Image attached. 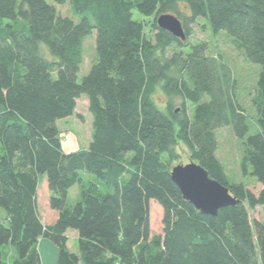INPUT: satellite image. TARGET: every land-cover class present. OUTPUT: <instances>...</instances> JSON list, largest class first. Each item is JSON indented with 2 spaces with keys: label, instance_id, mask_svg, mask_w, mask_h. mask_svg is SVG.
Instances as JSON below:
<instances>
[{
  "label": "trees",
  "instance_id": "obj_1",
  "mask_svg": "<svg viewBox=\"0 0 264 264\" xmlns=\"http://www.w3.org/2000/svg\"><path fill=\"white\" fill-rule=\"evenodd\" d=\"M55 1H70L79 21L46 0H0V264H42V238L57 246L58 264H264V223L248 211L264 206V0ZM135 11L155 17L152 38ZM164 14L181 20L187 41L158 27ZM200 19L263 68L251 99L256 135L248 134L227 59L190 41ZM93 30L97 57L78 83ZM81 96L94 119L91 143L65 153L57 122L75 113ZM225 127L243 145L244 173L262 184L258 195L230 179L217 157V131ZM181 145L238 205L214 217L184 199L170 169ZM83 171L100 185L83 186ZM40 175L58 213L52 225L38 208ZM75 185L82 200L69 206ZM106 187L112 191L103 193ZM75 230L79 253L68 247Z\"/></svg>",
  "mask_w": 264,
  "mask_h": 264
},
{
  "label": "rangeland",
  "instance_id": "obj_2",
  "mask_svg": "<svg viewBox=\"0 0 264 264\" xmlns=\"http://www.w3.org/2000/svg\"><path fill=\"white\" fill-rule=\"evenodd\" d=\"M50 5H55L60 15L63 17L67 16L74 21H79V17L74 15L70 1L63 6L56 3L55 0H46ZM134 18L141 21L145 32L149 38H152L155 34V28H153L154 18L142 17L137 11L134 12ZM192 35L190 41L192 44L206 43L209 45L210 53L215 55H222L227 59L229 66L232 68L234 76L238 80V92L237 97L244 106L247 115L248 123L250 125L249 133L250 135L258 134L259 124L257 122L258 114L255 111L253 103L251 101L253 95L256 91V85L259 80V75L263 68L259 65H253L244 56H241L236 49L230 45L228 38L221 33L219 36L215 37L212 35L211 28L207 25L204 19H200L198 24L191 27ZM96 39L97 31L88 35L84 40V58L82 65L78 73V83H80L85 76L90 72L93 63L96 60ZM157 105L164 108L166 105L165 94L158 91L155 97ZM181 100H175V107L180 109ZM93 116L90 113L89 100L86 96H81L77 102V107L75 113L64 119H59L57 122L58 130L61 131V137L63 142V150L65 153H72L73 151H79L82 149H88L91 138H92V126H93ZM219 149L217 152V157L220 158L224 168L226 169L230 179L235 182L243 183L247 189H251L255 194H259L262 189V184L258 182L255 177L250 174L246 175L243 168L240 166L241 154L243 145L238 140V138L233 134L232 128L225 127L217 131ZM181 153L178 160L171 163L170 169L178 165H187L191 163L190 153L184 145H181ZM82 178L84 186H89L90 183H97L99 180L96 176L82 172ZM100 185V182H99ZM103 193L107 191H112L111 188H103ZM38 208L46 224H51L54 222L53 214L56 212L50 209V191L47 187V176L40 175L39 180V192H38ZM82 200L81 196V186L75 185L73 189L70 190L68 194L67 204L69 206H74L76 203ZM2 211V210H1ZM250 217L252 220L264 223V206H258L256 208H250ZM53 213V214H52ZM57 213V212H56ZM55 213V214H56ZM52 214V215H51ZM1 215H5V211H2ZM152 226L155 233H161L163 226H161L160 220L161 215L155 210L152 213ZM52 216V217H51ZM75 233V231H72ZM70 250L75 253L78 252V237H70ZM6 253L13 255L11 250L5 248Z\"/></svg>",
  "mask_w": 264,
  "mask_h": 264
},
{
  "label": "water",
  "instance_id": "obj_3",
  "mask_svg": "<svg viewBox=\"0 0 264 264\" xmlns=\"http://www.w3.org/2000/svg\"><path fill=\"white\" fill-rule=\"evenodd\" d=\"M160 29L166 30L175 38L187 41L181 20L172 14L160 15L157 18ZM171 179L177 184L186 201L205 215L218 216V211L228 206H236L239 201L228 188L209 176L208 171L198 163L178 165L171 168Z\"/></svg>",
  "mask_w": 264,
  "mask_h": 264
},
{
  "label": "crops",
  "instance_id": "obj_4",
  "mask_svg": "<svg viewBox=\"0 0 264 264\" xmlns=\"http://www.w3.org/2000/svg\"><path fill=\"white\" fill-rule=\"evenodd\" d=\"M55 213L54 214L52 213L53 215L51 214L53 216L54 222L56 221V219L58 217V213H56V214ZM41 217H42V215H41ZM42 220H43V217H42ZM53 223L47 224V225H52ZM71 235L73 237H78V233L74 234V232L69 231L68 232L69 240H70ZM38 243H39L38 250H39V254L41 256V263L42 264H58L59 253H58L57 246L45 238L40 239ZM69 244H70V241L68 243V247H69ZM69 249H70V247H69Z\"/></svg>",
  "mask_w": 264,
  "mask_h": 264
}]
</instances>
